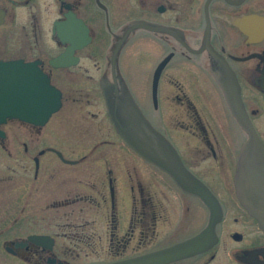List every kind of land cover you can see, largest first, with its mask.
Masks as SVG:
<instances>
[{"label": "flooded vegetation", "instance_id": "1", "mask_svg": "<svg viewBox=\"0 0 264 264\" xmlns=\"http://www.w3.org/2000/svg\"><path fill=\"white\" fill-rule=\"evenodd\" d=\"M72 17L88 28L84 46L64 31ZM134 19L165 30L135 29L116 50ZM100 20L102 39L93 48ZM145 37L153 49L147 102L133 86L127 56ZM167 57L154 97L155 71ZM0 59L34 63L61 93V106L48 120L57 115L56 141L33 156V198L48 206L35 215L50 218L41 225L44 232L3 241L20 264H115L192 238L209 225L205 248L161 264H264V229L236 194L238 158L250 133L234 114L245 113L264 144V0H0ZM123 82L215 196L220 211L212 224L198 195L116 132L108 100L120 97ZM107 119L116 139L106 135ZM28 125L40 132L45 127ZM65 125H71L69 136L58 131ZM6 137L0 139L4 147ZM51 154L55 159H41ZM31 234L42 237L32 240Z\"/></svg>", "mask_w": 264, "mask_h": 264}, {"label": "water", "instance_id": "2", "mask_svg": "<svg viewBox=\"0 0 264 264\" xmlns=\"http://www.w3.org/2000/svg\"><path fill=\"white\" fill-rule=\"evenodd\" d=\"M67 26V22L62 24ZM61 26V24H60ZM135 29L160 30L164 27L144 19H134L126 27L116 50L127 35ZM75 34L69 41L78 40L79 47L90 41L88 28L76 19L64 31ZM165 58L156 68L153 93L156 96L159 73L167 62ZM236 90L235 96L237 97ZM228 97V95H227ZM229 99V97H228ZM233 103L232 95L229 99ZM61 105L60 91L50 84L48 76L29 64L19 61L0 60V124L8 118H17L36 125H43ZM233 110V107H231ZM108 114L124 141L145 160L167 172L183 190L198 195L211 211V220L219 216L220 206L210 189L196 178L182 163L174 146L156 129L145 116L126 84L122 83L120 97L116 94L108 100ZM237 119L249 130L250 139L241 149L238 158L235 187L238 200L257 219L264 229V144L243 112L234 109ZM4 132L0 130V137ZM39 236L32 235L36 239ZM211 240L210 225L200 234L175 245L147 253L115 264H161L187 256L205 248Z\"/></svg>", "mask_w": 264, "mask_h": 264}, {"label": "rangeland", "instance_id": "3", "mask_svg": "<svg viewBox=\"0 0 264 264\" xmlns=\"http://www.w3.org/2000/svg\"><path fill=\"white\" fill-rule=\"evenodd\" d=\"M138 12L140 14V11ZM96 25L99 33L93 48H98L102 39V29L99 26L102 27L103 22L100 20ZM150 46H152L151 42L148 41V37H145L139 41L138 45L127 51V56L132 58L128 60V73L137 94L144 102H147L148 69L153 53ZM124 59L127 58L124 57ZM56 116L42 128L41 132L17 120H10L2 126L7 137L5 147L0 141V264H20L16 257L5 250L4 239L44 232L41 225L46 223L45 219L50 218L41 213L35 215L38 209L43 210L48 206L44 200L33 198L36 189L31 186L34 180L33 156L37 155L43 144L56 141L53 134L57 127ZM70 128L71 125H65L64 128L61 126L58 131L69 136ZM106 130L107 137L116 139L117 135L109 119L106 120ZM25 144L28 151H25ZM133 158L137 159L135 156ZM41 159H55V155H44Z\"/></svg>", "mask_w": 264, "mask_h": 264}]
</instances>
